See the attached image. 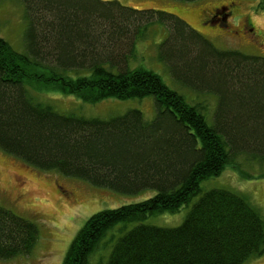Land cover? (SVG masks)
Instances as JSON below:
<instances>
[{"label":"trees","instance_id":"16d2710c","mask_svg":"<svg viewBox=\"0 0 264 264\" xmlns=\"http://www.w3.org/2000/svg\"><path fill=\"white\" fill-rule=\"evenodd\" d=\"M18 1L27 23L24 51L0 36V147L41 170L94 186L157 190L141 202L93 214L63 264H90L119 225L105 241L112 243L107 264H244L262 255L260 209L229 189L203 191L201 182L221 175L238 151L264 152V58L220 49L167 11L117 0ZM156 23L172 28L161 49L180 63L179 81L197 92L206 86L216 96L211 113L206 101L194 103L155 71L133 66L136 44ZM131 35L125 52L122 44ZM53 90L89 103L153 96L156 113L147 120L139 109L107 119L63 112L41 97ZM190 203L179 226L145 223ZM39 236L37 223L0 203V260L30 255Z\"/></svg>","mask_w":264,"mask_h":264},{"label":"rangeland","instance_id":"374dc122","mask_svg":"<svg viewBox=\"0 0 264 264\" xmlns=\"http://www.w3.org/2000/svg\"><path fill=\"white\" fill-rule=\"evenodd\" d=\"M111 1V0H106ZM120 3L139 10H160L182 16L200 35L223 50L235 49L246 54L264 58V8L259 2L264 0H233L236 2L238 19L230 20L234 29L246 17L252 23L248 33H233L224 26L202 23L187 19L183 13L200 11L213 6L227 4L232 0H117ZM189 20V21H188ZM25 10L18 0H0V36H3L19 52L24 51ZM251 27V28H250ZM250 28V29H249ZM246 30V29H245ZM172 32L170 25L156 23L150 26L144 39L136 44L137 59L133 66L141 65L158 73L172 89L188 96L192 102L206 101L210 113L215 109L216 96L206 86H197L195 91L182 83L184 78L180 63L171 61L161 44ZM132 35L122 44L123 51H129ZM162 51V52H161ZM136 54V51H135ZM51 62L52 59H46ZM51 64V63H49ZM182 65V64H181ZM44 100L54 103L60 111L74 110L87 117L110 118L123 115L130 109H139L147 120L156 113L153 96L120 100L108 98L97 103L83 101L76 95H66L58 90L41 94ZM252 149L238 151L235 162L229 165L221 175L201 182L203 191L213 188H225L245 195L258 207L264 216V157ZM240 164L243 175L234 169ZM237 168V167H236ZM43 181V182H42ZM157 190L147 188L138 193H122L106 187L94 186L88 181L67 176L57 171L41 170L24 160L6 152L0 147V203L17 215L34 221L40 229L39 241L33 252L9 260H0V264H63L66 253L79 230L88 218L98 211L117 208L148 199ZM198 197L192 201L195 202ZM192 203L183 205L176 212H161L147 218L150 225L176 227L181 225ZM134 224H130L131 228ZM119 225L111 234H118ZM105 241L90 257V264H107L112 243ZM244 264H264V253Z\"/></svg>","mask_w":264,"mask_h":264},{"label":"flooded vegetation","instance_id":"af4514ba","mask_svg":"<svg viewBox=\"0 0 264 264\" xmlns=\"http://www.w3.org/2000/svg\"><path fill=\"white\" fill-rule=\"evenodd\" d=\"M232 1H228L227 4H221L217 6L210 7L208 9H202L200 11H191L188 13H183L184 17L187 19V17L193 21L198 26H201L202 23H212L215 25H222L227 30H230L233 33L240 34L242 32L248 33L247 28L251 25L252 21L250 18L246 17L245 20H243L242 23L238 24V28L234 29L232 27V24L230 23V20H237L238 15L236 14L238 11V7L236 2L231 4ZM189 21V20H188ZM251 28V27H250ZM249 28V29H250ZM246 29V30H245Z\"/></svg>","mask_w":264,"mask_h":264},{"label":"bare ground","instance_id":"6f19581e","mask_svg":"<svg viewBox=\"0 0 264 264\" xmlns=\"http://www.w3.org/2000/svg\"><path fill=\"white\" fill-rule=\"evenodd\" d=\"M43 182V181H42Z\"/></svg>","mask_w":264,"mask_h":264}]
</instances>
